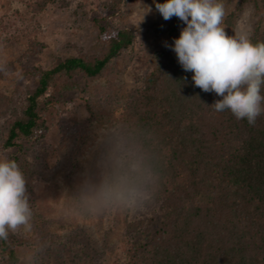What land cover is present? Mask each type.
<instances>
[{
	"label": "rangeland",
	"instance_id": "obj_1",
	"mask_svg": "<svg viewBox=\"0 0 264 264\" xmlns=\"http://www.w3.org/2000/svg\"><path fill=\"white\" fill-rule=\"evenodd\" d=\"M111 1L50 0L36 15L40 0H0V94L9 100L8 111L0 114V133L24 109L36 81L28 72L50 69L56 58L98 54V26L127 27L135 35L133 50L111 71L44 106L46 131L20 143L34 177L26 192L30 227L9 231L19 240V264H119L131 245L147 243L158 229V206L144 203L143 171L138 164L132 171L124 164L116 94L126 98L158 57L169 53V30L178 17H162L156 3L164 0H138L113 17ZM240 1L220 0L221 27L250 39L259 20L253 6H245L233 27L226 24ZM18 155L0 141V159L14 161ZM37 218L51 241L37 228ZM59 242L67 249L55 250Z\"/></svg>",
	"mask_w": 264,
	"mask_h": 264
},
{
	"label": "trees",
	"instance_id": "obj_2",
	"mask_svg": "<svg viewBox=\"0 0 264 264\" xmlns=\"http://www.w3.org/2000/svg\"><path fill=\"white\" fill-rule=\"evenodd\" d=\"M137 1L112 0L109 10L116 17ZM49 2L40 0L34 13ZM246 5L253 6L259 17L250 40L264 42V0H241L226 24L233 27ZM183 26L176 18L169 30L172 44ZM98 41V54L56 58L50 69L38 67L27 73L36 81L24 109L0 133L2 147L20 153L14 161L20 164L26 192L34 172L23 160L20 143L46 131L44 106L77 90L81 82L90 83L111 71L133 50L135 35L130 28L107 24L98 26ZM192 75L170 48L126 98L116 94L121 99L117 132L124 164L129 171L134 164L140 166L144 203L157 205L161 214L150 241L131 245L119 264H264V112L249 124L229 109L216 111L213 104L222 97L195 86ZM8 107L9 100L0 94V114ZM35 221L45 240L51 241L42 220ZM18 241L10 234L0 239V264L20 263ZM56 246L55 250L67 249L62 242Z\"/></svg>",
	"mask_w": 264,
	"mask_h": 264
},
{
	"label": "clouds",
	"instance_id": "obj_3",
	"mask_svg": "<svg viewBox=\"0 0 264 264\" xmlns=\"http://www.w3.org/2000/svg\"><path fill=\"white\" fill-rule=\"evenodd\" d=\"M156 9L165 20L178 17L185 26L171 47L179 64L192 72L194 85L222 99L213 105L254 124L264 112V42L247 35H228L221 27L220 0H164ZM150 11V10H149ZM32 210L26 180L15 161L0 159V239L19 226L30 227Z\"/></svg>",
	"mask_w": 264,
	"mask_h": 264
}]
</instances>
